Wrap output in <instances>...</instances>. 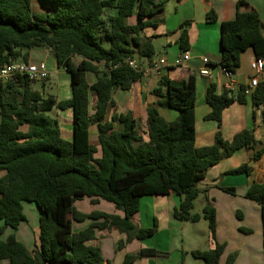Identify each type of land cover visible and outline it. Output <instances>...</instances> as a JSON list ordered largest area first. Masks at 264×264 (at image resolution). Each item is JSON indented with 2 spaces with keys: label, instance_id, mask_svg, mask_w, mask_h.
Listing matches in <instances>:
<instances>
[{
  "label": "trees",
  "instance_id": "trees-1",
  "mask_svg": "<svg viewBox=\"0 0 264 264\" xmlns=\"http://www.w3.org/2000/svg\"><path fill=\"white\" fill-rule=\"evenodd\" d=\"M168 1L40 0L41 4L53 7L54 12L38 13L33 10L32 0H0V69L17 61L35 64L32 50H51L56 67L71 73L72 89L70 99L59 101L35 90L24 75L0 85V261L110 264L99 247L87 243L95 238L97 230L104 229L126 234L127 240L119 248L135 239L153 237L156 224L141 228L134 221L145 196L180 197L174 218L192 224L206 220L210 238L216 242V210L209 190L199 188V184L212 167L243 148L254 151L249 162L225 174L250 176L251 164L264 154L253 134L245 130L227 141L219 131L213 145L197 147L195 76L160 78L153 90L160 99L147 108L145 136L132 112L108 118L115 105V90L128 92L143 79L140 60L151 61L155 55L145 30L157 27L151 19L164 12ZM242 6L247 3L241 0L236 18L221 23L218 65L232 74L241 68V56L248 50L252 49L257 59L264 58L263 19L255 10L243 12ZM133 16L137 22L131 25L128 20ZM206 21L218 22L215 11L206 14ZM189 24L181 26L183 51L189 49ZM75 58L79 60L76 65ZM128 58L139 62L140 69L125 63ZM244 90L242 87L237 95L228 90L218 94L216 83H212L205 98L211 112L205 120L216 122L221 128L223 112L235 103L247 102ZM251 99L256 109L261 108L264 124V81ZM160 107L177 111L178 118L165 120L159 113ZM54 109L72 111L70 140L64 138L59 121L48 115ZM116 124H121L122 129L116 130ZM91 126L97 128V144L91 141ZM99 152L101 156L96 157ZM220 189L236 195L235 188ZM200 195L205 199L203 212L193 214ZM84 197L112 203L125 215L82 213L75 203ZM245 197L261 207L264 250V182H254ZM24 202L36 204L41 214L39 245L33 254L13 235L1 239L7 229L17 230L27 220ZM87 220L94 223L84 231L73 232V222ZM99 220L103 222H96ZM224 251L225 245L216 243L214 249L192 251L191 255L203 264H219ZM161 255L166 253L142 249L126 255L123 264ZM235 259L236 254L230 255L227 264H233Z\"/></svg>",
  "mask_w": 264,
  "mask_h": 264
},
{
  "label": "crops",
  "instance_id": "crops-1",
  "mask_svg": "<svg viewBox=\"0 0 264 264\" xmlns=\"http://www.w3.org/2000/svg\"><path fill=\"white\" fill-rule=\"evenodd\" d=\"M239 1L241 0H181L180 2L178 0H169L164 12L151 19L157 24V27H150L145 30L146 36L151 38L154 49H157L158 45V48L164 50L165 54H161L159 58H154V55L151 61L141 59L140 64L146 69L164 58L170 66L163 69L160 76L154 73L144 76L140 82L134 84L133 88L127 92L129 95L126 94V91L115 90L113 96L115 105L110 108L108 118L113 115L132 112L138 121L147 122L148 106L158 102L160 99L153 94V90L158 86L152 87V81L156 78L160 81V78L164 76L172 80L195 76L197 80L195 109L196 146L201 148L213 145L216 134L219 131L225 140L232 141L236 135L248 130L259 142V147L264 148V124L261 118V108L256 109L253 106L251 96H247L245 104L235 103L223 112L221 128L218 127L216 122L205 120V117L211 112V108L207 105L205 98L207 90L212 83H216L218 94L228 90V85H231L232 90L230 92L237 95L242 90V87L245 89L250 85L251 78L255 76V72L250 68V64L256 58L252 49L242 54L241 68L230 78L226 75L225 70L218 65L221 57V23L232 21L236 18ZM242 1L247 3V6L241 7L243 12L255 10L264 19V0ZM211 10L217 14V23H208L206 21V14ZM128 22L131 25L136 24L137 17L129 18ZM185 22H190L187 27L189 37V49L187 52H189L191 59L181 67H174L172 65L174 61L184 52L181 48L180 37L181 26ZM45 51L47 52L48 50L45 49ZM203 58H208L211 62V79L199 74L200 69L204 67ZM263 81L264 73L260 76V82ZM144 82H147L146 88ZM59 101H62V99ZM93 102H95V98ZM122 106L124 107L122 108ZM116 109L117 112H114ZM158 110L160 115L169 122L176 120L179 116V113H176L173 109L160 107ZM60 112L65 113L68 117L70 114L72 115L71 110H60ZM57 120L61 127L62 116L58 114ZM211 122L214 124L211 125ZM115 127L116 130L122 129L121 124H116ZM147 129L148 125L145 130L147 131ZM61 130L64 138L68 140L72 138V127H66L65 131L61 127ZM95 130L96 133L93 134L91 126L90 136L91 141L97 144V128ZM253 153V150L247 148L238 150L233 156L223 159L219 164L212 167L206 179L199 184L201 189L207 188L209 190V199L216 210V242L211 240L208 229L206 231L208 238H210L208 244L205 245L203 242L204 234H200L199 231L193 234L190 242L187 241L188 231L186 224L189 222H181L174 218V211L179 207L181 199L176 195H170L145 196L141 198L140 211L134 216V221L141 228H152L156 224L157 233L153 237L145 240L135 239L127 243L123 248H119V244L127 240L126 234L121 233L117 229H104L97 230L95 238L89 241L87 245L99 247L105 261L110 264H123L126 255L135 254L142 249H156L166 252V255L165 257H144L134 264H160L161 260H167V264H203V261L194 258L191 252L214 249L216 243L225 245V251L219 264H227L228 258L232 254H236L233 264H264L261 207L256 202L245 197L247 190L254 182H264V154L260 160L251 164L253 171L250 176L225 174L249 162ZM98 154L96 157L101 156V152ZM220 187L235 188L236 195L227 194ZM24 203V214L27 220L21 223L17 230L7 229L5 234L8 237L10 235L15 236L17 241L22 243L33 254L39 245L41 214L36 204L28 202V204L32 205H27V211ZM75 207L78 211L85 214L103 212L120 217L125 215L123 211L117 209L112 203L104 200L93 202L88 197L78 200L75 203ZM29 213L33 217L32 221L29 218ZM201 221L196 224H200ZM96 222L101 223L103 220ZM93 223V220L73 222V232L84 231ZM160 236L165 238V250L160 246L158 240ZM1 239L6 240L2 237ZM0 264H10V262L1 260Z\"/></svg>",
  "mask_w": 264,
  "mask_h": 264
},
{
  "label": "rangeland",
  "instance_id": "rangeland-1",
  "mask_svg": "<svg viewBox=\"0 0 264 264\" xmlns=\"http://www.w3.org/2000/svg\"><path fill=\"white\" fill-rule=\"evenodd\" d=\"M32 5H33V10L35 12H38V13H52V12H54L53 7L41 4L40 0H32ZM44 50L45 49H34V50H32L30 53L31 59H32V62L35 64H38L39 62H45L47 64L48 70L50 72V76L46 81L36 82L33 85V88L35 90H38V91L44 93L45 95H53L59 100L60 99H62V100L70 99L72 96L71 73H69L63 69H58L55 65V58H54L53 52L51 50L44 52ZM155 50H156V52H155L154 58L155 57L159 58L161 56V54H165L164 50H160L158 48V45H157V49H155ZM78 62H79L78 59L75 58L74 64L76 65ZM143 65H145V63H143ZM90 80L94 81L95 80L94 76L90 75ZM158 81H159V79L156 78L154 81H152L151 86L157 87ZM144 83H145V88H146L147 82H144ZM126 94L129 95L127 92H126ZM93 100H94V97H93L92 103H91V113H93L92 108L94 107ZM123 107L124 106H122V108ZM111 108H113V107H111ZM114 112H117V109L114 110ZM176 113H177V111H176ZM58 114L62 116L61 127H62L63 131L66 130V127L67 128H69V126L72 127V124H71L72 115L71 114L68 117V116H66L65 113H61L60 110H58V109H54L53 111L48 113L49 116H51L52 118H55V119H58ZM139 123L141 126V132L145 136V132H146L145 129L147 128V122L139 121ZM213 124L214 123L211 122V125H213ZM95 129H96V126H92V133L93 134L96 133ZM24 130H26V128H24ZM98 156H99V154H98ZM24 205H25L26 210L28 211L27 205H32V204H28V202H26V203H24ZM204 206H205L204 195H200L194 203V209H193L192 213L193 214H202ZM29 218L31 221L33 220V217H32V215H30V213H29ZM186 225H187V231H188L187 232L188 235H187L186 239L188 242H190V240L193 238V234L196 231H199L200 234H204L203 242L205 243V245L208 244V241L210 240V238H208V236L206 234L207 229L209 230L208 222L206 220L203 219L200 224L187 223ZM7 237H8V235L6 236V234H4L2 236V238H5V239ZM152 239H155V238H152ZM158 240L160 242L161 248L163 250H165L166 243H165L164 236H160V238H158ZM161 252L166 253L164 251H161ZM161 257H165V255H163V256L161 255ZM190 259H192V258H190ZM195 261H197V260H195ZM160 264H167V260H161Z\"/></svg>",
  "mask_w": 264,
  "mask_h": 264
},
{
  "label": "built area",
  "instance_id": "built-area-1",
  "mask_svg": "<svg viewBox=\"0 0 264 264\" xmlns=\"http://www.w3.org/2000/svg\"><path fill=\"white\" fill-rule=\"evenodd\" d=\"M264 23V19H263ZM191 59L189 52L184 51L181 55L174 61L172 64L174 67H181L185 63H187ZM131 68L139 70L140 65L136 60L128 58L126 62ZM204 67H202L199 71L200 76L212 78L210 72L211 62L208 58H203ZM170 64L166 59H161L158 62L153 63L148 68L143 69L144 76L149 75L150 73H154L158 76L162 75L163 69L169 67ZM250 68L255 72V76L251 78L250 85L245 88L244 93L246 96H251L257 86L260 84V76L264 73V58L257 59L250 64ZM226 75L230 78L232 77V73L225 71ZM27 76L31 83L34 85L36 82L46 81L50 72L48 70L47 64L45 62H41L39 64H31L25 63L22 61L13 62L10 64H6L3 68L0 69V85L7 83L15 76ZM232 90V86L228 85V91Z\"/></svg>",
  "mask_w": 264,
  "mask_h": 264
}]
</instances>
